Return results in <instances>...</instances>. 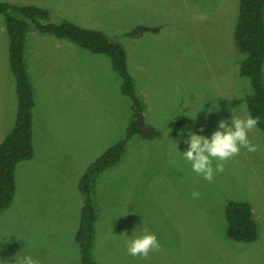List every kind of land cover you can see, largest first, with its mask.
<instances>
[{
    "label": "rangeland",
    "instance_id": "obj_1",
    "mask_svg": "<svg viewBox=\"0 0 264 264\" xmlns=\"http://www.w3.org/2000/svg\"><path fill=\"white\" fill-rule=\"evenodd\" d=\"M0 1L35 4L48 8L52 21L64 17L119 36L144 114L158 131L153 139H130L123 158L95 181L99 264H264L262 131L248 134L256 151L241 148L211 183L182 155L189 131L211 138L219 121L231 126L232 115L249 114L251 86L238 66L245 54L233 42L239 0ZM138 25L159 28L127 35ZM25 56L36 96L34 156L17 164L14 200L0 215V264L28 255L40 264H81L74 237L84 201L78 182L125 135L131 100L105 54L31 28ZM15 91L0 14V143L15 122ZM228 199L252 206L255 241L228 237ZM145 227L157 235L159 250L129 255L128 240Z\"/></svg>",
    "mask_w": 264,
    "mask_h": 264
},
{
    "label": "trees",
    "instance_id": "obj_2",
    "mask_svg": "<svg viewBox=\"0 0 264 264\" xmlns=\"http://www.w3.org/2000/svg\"><path fill=\"white\" fill-rule=\"evenodd\" d=\"M8 37V64L14 77L17 93V112L13 128L0 143V215L14 200L17 164L34 156L33 124L36 96L28 73L25 48L31 28L41 34L68 40L71 44L94 54H105L120 78L122 94L131 100V111L125 135L92 161L82 173L78 190L84 198L81 206L75 241L79 247L81 264H99L94 257L98 209L93 200L96 179L107 168L118 163L133 137L153 139L158 136L144 114V104L136 91L128 70L127 53L119 36L98 28L80 26L63 17L52 21V12L35 4L0 1ZM159 27L138 25L127 35L138 36L142 31H157ZM233 42L237 52L245 54L239 60V74L247 77L251 92L247 95L248 113L259 118L257 127L264 139V0H239L234 25ZM227 235L230 239L252 242L258 237V224L252 206L244 201L228 199L225 205Z\"/></svg>",
    "mask_w": 264,
    "mask_h": 264
},
{
    "label": "clouds",
    "instance_id": "obj_3",
    "mask_svg": "<svg viewBox=\"0 0 264 264\" xmlns=\"http://www.w3.org/2000/svg\"><path fill=\"white\" fill-rule=\"evenodd\" d=\"M258 123L259 118L251 114L245 118H236L232 115V125L230 126L224 120L219 121L220 130L214 131L211 138L189 131L190 139L185 141L189 147L186 152L182 153L183 159L191 164L193 172L211 183L215 174L224 171V162L238 156L241 148L249 152L256 151L257 146L250 142L248 134L257 127ZM214 160L219 161L215 167H213ZM173 163H175L174 160ZM191 195L193 199H198L200 193L194 190ZM159 248L160 242L157 235L150 232L147 227L143 228L142 235L133 236L127 243V252L131 256L146 258L149 252L159 250ZM17 264H40V261L28 255Z\"/></svg>",
    "mask_w": 264,
    "mask_h": 264
},
{
    "label": "crops",
    "instance_id": "obj_4",
    "mask_svg": "<svg viewBox=\"0 0 264 264\" xmlns=\"http://www.w3.org/2000/svg\"><path fill=\"white\" fill-rule=\"evenodd\" d=\"M14 3H16V2H14Z\"/></svg>",
    "mask_w": 264,
    "mask_h": 264
}]
</instances>
